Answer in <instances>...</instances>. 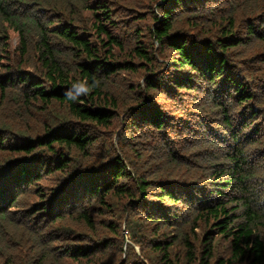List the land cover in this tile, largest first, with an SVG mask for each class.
Wrapping results in <instances>:
<instances>
[{
  "label": "trees",
  "instance_id": "16d2710c",
  "mask_svg": "<svg viewBox=\"0 0 264 264\" xmlns=\"http://www.w3.org/2000/svg\"><path fill=\"white\" fill-rule=\"evenodd\" d=\"M108 253L264 264V0H0V264Z\"/></svg>",
  "mask_w": 264,
  "mask_h": 264
},
{
  "label": "rangeland",
  "instance_id": "374dc122",
  "mask_svg": "<svg viewBox=\"0 0 264 264\" xmlns=\"http://www.w3.org/2000/svg\"><path fill=\"white\" fill-rule=\"evenodd\" d=\"M14 45H16L17 43V39L14 38ZM172 168H175V167H172ZM51 179H48L47 182L48 183H51ZM103 220L106 219V217H102ZM126 236V234H125ZM18 238V237H16ZM26 248V245L24 244V242L21 243V245L17 248V249H14L13 251H11L10 253L13 254V253H16V254H22V251ZM115 256L111 253H108V254H100L98 255V258L96 257V261L99 262L100 264H111V261L114 260ZM13 264H21V262H23V259L21 257H17L15 260L12 261ZM65 262L64 264H77L75 262H73L72 260H67V261H63ZM51 264H57V263H51ZM59 264V263H58ZM62 264V263H60ZM98 264V263H97Z\"/></svg>",
  "mask_w": 264,
  "mask_h": 264
},
{
  "label": "clouds",
  "instance_id": "9594fccd",
  "mask_svg": "<svg viewBox=\"0 0 264 264\" xmlns=\"http://www.w3.org/2000/svg\"><path fill=\"white\" fill-rule=\"evenodd\" d=\"M89 88L84 83H73L69 89L65 90V95L70 101H76L81 94H87Z\"/></svg>",
  "mask_w": 264,
  "mask_h": 264
}]
</instances>
